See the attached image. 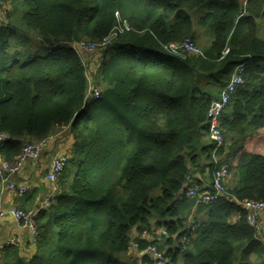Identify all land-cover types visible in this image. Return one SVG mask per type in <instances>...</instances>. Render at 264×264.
Listing matches in <instances>:
<instances>
[{"label": "trees", "instance_id": "1", "mask_svg": "<svg viewBox=\"0 0 264 264\" xmlns=\"http://www.w3.org/2000/svg\"><path fill=\"white\" fill-rule=\"evenodd\" d=\"M244 8L239 0H18L0 26V161L14 164L25 147L70 126L80 162L55 211L56 245L45 235L33 258L11 248L1 264H129L132 243L145 254L156 247L165 264L180 256L264 264V242L241 206L264 201V152H243L229 166L228 195L215 202L199 204L186 189L188 176L207 170L213 180L222 166L207 113L239 64L245 85L220 123L230 157L264 129V0H251L247 16ZM114 33L92 56L103 95L87 104L89 70L76 46ZM204 34L200 52L171 53V44ZM4 186L0 173V200Z\"/></svg>", "mask_w": 264, "mask_h": 264}, {"label": "crops", "instance_id": "2", "mask_svg": "<svg viewBox=\"0 0 264 264\" xmlns=\"http://www.w3.org/2000/svg\"><path fill=\"white\" fill-rule=\"evenodd\" d=\"M243 5L244 13L243 16H247V6L249 5L251 0H239ZM18 4V0H4L2 5L0 6V26L8 23L7 13H11L14 11L15 7ZM199 15V12H196ZM196 16V15H195ZM263 20V19H262ZM260 20V38L264 40V25L263 21ZM85 63H87V67L89 70L88 78H89V86L95 85V77L96 71L99 69V61L94 62V58L92 57L94 53H81ZM100 54V59H101ZM93 80V81H92ZM220 91V90H219ZM221 92V91H220ZM209 141V138L207 136ZM75 138L72 134V129L70 126L58 128L55 132V136L53 137V144L48 149L45 148L41 153L38 159H25L21 171L12 177V181L17 183H25L31 186L29 192L25 195H20L10 190L8 185H5L2 190L1 200H0V210L6 213V216L0 221V248L3 247V250L0 255V264L4 260V256L7 251L11 248L17 249L20 256L24 258L31 259L35 256L38 250V245H34L32 230L21 223H19L9 212L11 209L19 208L24 212H36V217L39 225V229L41 232L40 242L43 241L45 235L52 234L53 238V246L56 245L58 235L57 231L54 227V221L57 217L58 212L55 213L59 200L52 205L51 208L45 210L42 208L43 203L47 199V197L54 192V187L52 184L47 181L46 177L49 173L53 161L60 154H68L69 157L73 156L75 150ZM210 142V141H209ZM232 144H229L225 150L222 151V154L219 156L222 162L228 164L229 166H236L239 161V157L243 152L249 153H263L264 152V129L259 131L258 134L248 137L244 142L243 151L240 152L236 158L230 157ZM76 151V150H75ZM72 161V160H71ZM80 161L75 162L72 165L69 175L64 174L59 179L58 190L60 198L65 193V190H69L73 179L76 176L77 165ZM194 184L198 187L199 192H211L213 180L210 177L207 170L200 173L194 174ZM59 198V199H60ZM40 208V210H38ZM53 211V216L49 217V215ZM194 219H191L188 226L192 227L194 224ZM262 222V230L259 235V239L261 242H264V215L261 217ZM53 224V227L51 225ZM44 233V234H43ZM263 237V240L261 239ZM15 241L19 247H9L8 243ZM152 253L149 251L148 254H135V261L132 256L131 260L133 264H152L151 259ZM181 258L183 260V256H180V264ZM129 261V260H128ZM129 264H132L129 261Z\"/></svg>", "mask_w": 264, "mask_h": 264}, {"label": "built area", "instance_id": "3", "mask_svg": "<svg viewBox=\"0 0 264 264\" xmlns=\"http://www.w3.org/2000/svg\"><path fill=\"white\" fill-rule=\"evenodd\" d=\"M4 0H0V6ZM264 25V24H263ZM123 32V30H121ZM111 38L105 39L100 45H93L83 43L77 45L76 47L86 53H96L99 50H104L108 45L112 43V40L117 36V33H114ZM171 53L174 55H180L178 53L194 54L200 52V49L196 48V44L191 40H186L181 44H171ZM229 51V50H227ZM247 68L246 64H239L234 72L232 73V80L228 82V85L222 90L221 96L219 99H216L212 102L209 111L207 113L208 120V138L211 143L215 145L213 151V158L216 163H221V158L218 153L221 149L225 150L229 145L225 139V136L221 129V120L226 112L230 102L234 95L238 92V87L244 83L245 74ZM102 96V90L96 85L88 87L86 93L85 101L86 103L97 101ZM5 141V136L0 137V144ZM53 144V137H49L44 141L37 142L34 145L27 146L23 150L22 156H20L14 164L0 161V173L2 174L4 185H8L9 189L18 193L20 195H25L31 189V186L25 183H17L12 181V177L17 175L23 166L25 159H38L45 148L51 147ZM69 156L67 154H60L53 161L52 167L47 174V181H49L54 187V192H52L45 202L42 205V208L47 210L56 203L60 195L56 191L58 190L59 178L62 173L65 171L68 163ZM230 167L227 164H223L214 174L212 191L211 192H199L198 187L194 184V177L190 175L187 177V197L192 199H197L199 204H210L219 200L222 197L228 195L227 192V180L230 175ZM240 204V202H239ZM242 208L246 213V219L248 224L254 228L257 232V235H260L262 230L261 217L264 215V201H255V200H246L241 203ZM19 223L30 228L33 235V244L37 245L40 240L41 232L37 222L36 212H24L19 208H13L9 212ZM6 216V213L0 210V221ZM160 233L167 234L164 228L159 229ZM143 238H147L148 233L144 231L141 235ZM187 241V239L185 240ZM9 247H19L15 241L8 243ZM132 249L130 251L138 252V254H145L147 250L139 249V243H132ZM3 250V247L0 248V255ZM148 250L153 254L152 261L154 264H165L168 260L163 257V255L158 252L156 247L152 246Z\"/></svg>", "mask_w": 264, "mask_h": 264}, {"label": "rangeland", "instance_id": "4", "mask_svg": "<svg viewBox=\"0 0 264 264\" xmlns=\"http://www.w3.org/2000/svg\"><path fill=\"white\" fill-rule=\"evenodd\" d=\"M263 21V24H264V20H262ZM209 42H210V39H208L207 38V36L204 34V35H202V36H200V38H199V40L196 42L197 44H196V48L198 49L199 47L202 49V48H204V47H206V46H208L209 45ZM100 56V55H99ZM97 60H98V56L97 57H95L94 58V62L96 63L97 62ZM99 63H100V61H99ZM93 81V80H92ZM96 85V84H95ZM97 86V85H96ZM97 87H99V86H97ZM99 88H101V87H99ZM103 95V94H102ZM102 97V96H101ZM86 102V101H85ZM95 102V101H94ZM89 103H93V102H89ZM88 104V103H87ZM227 141V140H226ZM227 143L228 144H231L229 141H227ZM75 154V153H74ZM68 155V154H67ZM69 156V155H68ZM70 158L71 157H69V160H70ZM78 161V155L76 154V155H73L72 156V161H69V163H68V166H67V170H68V175H69V171H70V169H71V167H72V165L73 164H75V162H77ZM78 166H79V164L77 165V169H78ZM64 175V174H63ZM74 181V180H73ZM73 181H72V183H73ZM49 236H50V238H51V240H52V243H53V238H52V234H49ZM261 236H264V234L262 233V235ZM261 239L263 240V237H261ZM130 256H132V258H133V260L135 261V254L134 253H132V254H129ZM129 256V261H132L131 260V257ZM152 256H153V254H152ZM152 256H151V259H152ZM181 262L183 263V260H182V258H181ZM179 264H180V259H179Z\"/></svg>", "mask_w": 264, "mask_h": 264}, {"label": "water", "instance_id": "5", "mask_svg": "<svg viewBox=\"0 0 264 264\" xmlns=\"http://www.w3.org/2000/svg\"><path fill=\"white\" fill-rule=\"evenodd\" d=\"M82 52H83V53H86L85 51H82ZM94 54H95V53H94ZM246 68H247V66H246ZM246 73H247V71H246ZM231 80H232V75L230 76L228 82L231 81ZM245 81H246V74H245V80H244V83L238 87V90H239L243 85H245ZM228 82H227V84H228ZM225 87H226V86H224V87L221 89L220 96H221L222 90H223ZM237 93H238V92H237ZM237 93H236V94H237ZM236 94H235V95H236ZM235 95H234V96H235ZM220 96H219V98H220ZM232 99H233V98H232ZM186 189H187V186H186ZM38 210H40V208H39ZM185 240H186V239H185ZM185 240H184V243H185Z\"/></svg>", "mask_w": 264, "mask_h": 264}, {"label": "clouds", "instance_id": "6", "mask_svg": "<svg viewBox=\"0 0 264 264\" xmlns=\"http://www.w3.org/2000/svg\"><path fill=\"white\" fill-rule=\"evenodd\" d=\"M264 20V19H263ZM223 164H226V163H222V160H221V165H223ZM228 165V164H227ZM229 166V165H228ZM230 172H231V170H230ZM38 222V221H37Z\"/></svg>", "mask_w": 264, "mask_h": 264}, {"label": "flooded vegetation", "instance_id": "7", "mask_svg": "<svg viewBox=\"0 0 264 264\" xmlns=\"http://www.w3.org/2000/svg\"><path fill=\"white\" fill-rule=\"evenodd\" d=\"M226 139V138H225ZM223 151V149H221L219 152ZM219 155V154H218ZM220 156V155H219Z\"/></svg>", "mask_w": 264, "mask_h": 264}]
</instances>
